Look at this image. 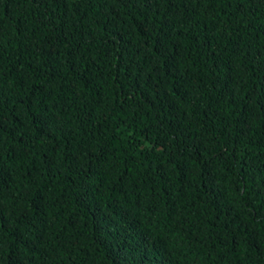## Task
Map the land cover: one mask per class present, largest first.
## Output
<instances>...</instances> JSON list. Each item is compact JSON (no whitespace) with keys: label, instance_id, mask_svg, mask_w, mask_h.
Instances as JSON below:
<instances>
[{"label":"trees","instance_id":"16d2710c","mask_svg":"<svg viewBox=\"0 0 264 264\" xmlns=\"http://www.w3.org/2000/svg\"><path fill=\"white\" fill-rule=\"evenodd\" d=\"M149 3L0 0V264H264V0Z\"/></svg>","mask_w":264,"mask_h":264},{"label":"snow or ice","instance_id":"6c2138e0","mask_svg":"<svg viewBox=\"0 0 264 264\" xmlns=\"http://www.w3.org/2000/svg\"><path fill=\"white\" fill-rule=\"evenodd\" d=\"M141 2L143 4H145L146 7H151V4L149 3V0H141ZM166 3L169 4V6H171V0H165ZM188 2H191V0H188ZM247 2V0H237V3L241 6V8L243 7V5ZM231 6V5H229Z\"/></svg>","mask_w":264,"mask_h":264}]
</instances>
